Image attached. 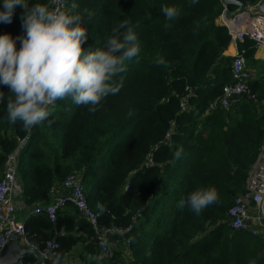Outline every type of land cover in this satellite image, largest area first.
<instances>
[{
  "label": "trees",
  "instance_id": "16d2710c",
  "mask_svg": "<svg viewBox=\"0 0 264 264\" xmlns=\"http://www.w3.org/2000/svg\"><path fill=\"white\" fill-rule=\"evenodd\" d=\"M236 1L253 6L260 0ZM28 2L31 7L50 0ZM65 3L66 11L83 16L85 48L102 49L112 29L128 20L141 51L115 78L123 77L120 92L106 97L95 113L70 97L58 100L50 117L28 133L20 122L8 121L6 102L0 104V176L18 140L26 137L16 167L23 206L33 209L47 201L51 189L76 173L88 205L99 213V225L125 232L107 236L115 247L109 258H100L91 225L68 205L54 222L44 214L30 215L23 223L27 241L41 248L54 240L63 264H263L264 240L231 230L227 211L244 190L264 144V82L250 83L255 99L243 97L228 110L208 109L231 81L232 57L225 55L230 37L217 23L222 0ZM162 6L178 7L180 16L167 21ZM235 10V5L226 6L227 13ZM23 11L16 7L12 23H0V35L15 39L25 34ZM16 46L19 49V41ZM239 48L245 50L246 61L252 59V41L245 40ZM158 57L167 66L157 65ZM0 91L10 95L6 86L0 85ZM170 130V140L163 143ZM149 153L155 162L150 168L144 165ZM209 188L218 199L199 215L178 207L191 192ZM21 256V264L34 261L29 252Z\"/></svg>",
  "mask_w": 264,
  "mask_h": 264
},
{
  "label": "clouds",
  "instance_id": "9594fccd",
  "mask_svg": "<svg viewBox=\"0 0 264 264\" xmlns=\"http://www.w3.org/2000/svg\"><path fill=\"white\" fill-rule=\"evenodd\" d=\"M16 7L24 10L20 20L25 34L15 39L11 35H0V85L6 86L10 93L6 96L0 91V104L6 102L10 123L20 122L23 130L31 133L50 117L58 100L70 97L77 106H85L95 113L106 97L120 92L123 77L115 78L127 71V62L141 51L134 26L128 20L112 29L113 34L102 49L93 51L84 47L88 32L82 27L83 16L66 11L65 0H50L48 4L36 3L31 7L28 0H3L0 23H12ZM77 7L75 2L71 4L72 10ZM161 12L167 21L180 16L176 6H162ZM91 15L88 12V16ZM169 26L165 24L166 28ZM155 63L167 66L163 57H158ZM128 116H132L131 110ZM181 153L182 149L178 150L175 159H179ZM217 199L215 189H198L187 199H181L178 207L182 210L187 206L199 215ZM108 246L109 241L102 238L101 247ZM28 252L38 260L48 258L38 243H32Z\"/></svg>",
  "mask_w": 264,
  "mask_h": 264
},
{
  "label": "built area",
  "instance_id": "2783aa9c",
  "mask_svg": "<svg viewBox=\"0 0 264 264\" xmlns=\"http://www.w3.org/2000/svg\"><path fill=\"white\" fill-rule=\"evenodd\" d=\"M222 5L223 11L218 21L220 25L226 28L230 37V45L235 46L236 53L232 57L230 65L231 81L223 86L220 97L209 104V110L216 106L228 110L243 97L256 98L249 88L250 73L245 58V50L240 49L239 45L245 40H249L254 43L255 49L264 48V15L256 14L253 11L254 5H246L242 11L237 9L232 13H227L223 0ZM181 107L186 109L184 100ZM172 132L170 130L165 135L163 143L170 140ZM27 142L26 137L18 140L17 147L8 156L2 176H0V252L7 246L10 236L14 233L20 237L28 250L32 245L25 237L23 223L15 219L17 199L22 195V187L16 175L17 157L24 150ZM144 165L148 168L155 166L151 153L146 156ZM124 187L127 189L126 183ZM56 189H60L62 194H57ZM48 200L50 201L48 205L34 207L32 214H44L50 221L54 222L59 211L68 205L73 206L80 217L91 225L101 248L99 257L107 259L111 256V249L114 244L109 243L105 249L101 247L102 238L107 240L109 234L122 235L125 231L99 225V213L88 205L85 188L78 174L68 175L62 183L51 189ZM137 217H140L139 213H137ZM227 222L233 231L246 232L264 240V144L248 173L244 190L235 196L227 211ZM57 247L54 240L46 241L40 250L46 251L48 258L38 260L33 254L34 261L32 264H53L54 261L55 264H63V261L56 260ZM21 258L22 256L18 258L17 264H21Z\"/></svg>",
  "mask_w": 264,
  "mask_h": 264
},
{
  "label": "crops",
  "instance_id": "0c3cea01",
  "mask_svg": "<svg viewBox=\"0 0 264 264\" xmlns=\"http://www.w3.org/2000/svg\"><path fill=\"white\" fill-rule=\"evenodd\" d=\"M217 23L219 24V21L217 20ZM236 53V48L233 45H229L228 49L225 52V55L233 57ZM252 61V62H251ZM247 66L250 73V83L253 82H264V48H257L252 54V59L247 60ZM57 194L61 195L62 192H60V189H56ZM50 203V201L47 199V201L39 204L40 206H46ZM32 214V208H27L23 206L20 197L17 199V205H16V213H15V219L19 222L24 223V221ZM76 216L81 218L78 212L76 213ZM204 237V235L201 236V238ZM200 238V237H199ZM18 251L20 253V256L22 254H25L28 252V247L20 240L16 242ZM115 247V244H114ZM121 248L125 252L126 256L129 257L128 251L124 250L126 249L125 244H122ZM19 256V257H20ZM17 264V263H16Z\"/></svg>",
  "mask_w": 264,
  "mask_h": 264
},
{
  "label": "water",
  "instance_id": "95a60500",
  "mask_svg": "<svg viewBox=\"0 0 264 264\" xmlns=\"http://www.w3.org/2000/svg\"><path fill=\"white\" fill-rule=\"evenodd\" d=\"M224 4L227 5H235L238 10L242 11L245 9V4L240 3L236 0H223ZM253 11L256 14L264 15V0H260L253 7ZM20 241V237L17 234H12L9 238V242L7 246L0 252V264H16L20 253L18 251V247L16 242Z\"/></svg>",
  "mask_w": 264,
  "mask_h": 264
}]
</instances>
